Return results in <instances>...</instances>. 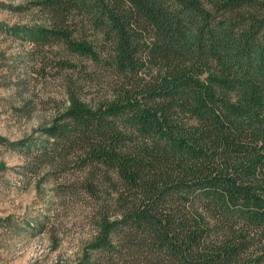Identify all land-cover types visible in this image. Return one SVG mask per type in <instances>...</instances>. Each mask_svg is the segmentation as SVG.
I'll return each instance as SVG.
<instances>
[{"label": "trees", "instance_id": "trees-1", "mask_svg": "<svg viewBox=\"0 0 264 264\" xmlns=\"http://www.w3.org/2000/svg\"><path fill=\"white\" fill-rule=\"evenodd\" d=\"M31 2L46 22L13 31L103 77L70 76L40 138L0 137L96 199L75 264H264V0Z\"/></svg>", "mask_w": 264, "mask_h": 264}, {"label": "rangeland", "instance_id": "rangeland-1", "mask_svg": "<svg viewBox=\"0 0 264 264\" xmlns=\"http://www.w3.org/2000/svg\"><path fill=\"white\" fill-rule=\"evenodd\" d=\"M31 1L0 0V137L10 141L40 138L39 128L67 104L70 76L85 85L87 96L104 90L102 72L90 60L13 31L46 22ZM64 59L80 61L84 71L72 74ZM32 159L22 148L0 144V216H9L0 222V264H75L86 250L98 203L71 185L67 169L32 172Z\"/></svg>", "mask_w": 264, "mask_h": 264}]
</instances>
